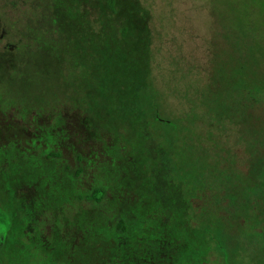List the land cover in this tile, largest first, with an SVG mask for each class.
Instances as JSON below:
<instances>
[{
	"label": "rangeland",
	"instance_id": "rangeland-1",
	"mask_svg": "<svg viewBox=\"0 0 264 264\" xmlns=\"http://www.w3.org/2000/svg\"><path fill=\"white\" fill-rule=\"evenodd\" d=\"M12 1H0V264H198L197 235L220 224L231 264H264V0H116L118 15L106 0ZM120 11L143 24L106 30ZM150 29L153 54L139 39ZM231 207L238 223L220 213ZM119 216L130 233L112 236Z\"/></svg>",
	"mask_w": 264,
	"mask_h": 264
},
{
	"label": "trees",
	"instance_id": "trees-1",
	"mask_svg": "<svg viewBox=\"0 0 264 264\" xmlns=\"http://www.w3.org/2000/svg\"><path fill=\"white\" fill-rule=\"evenodd\" d=\"M1 1V0H0ZM9 2V0H4ZM18 0H15L13 2L12 5H14V3H16ZM24 4L26 5H31L33 1H38V0H22ZM3 6V4L1 5ZM20 5H17V7ZM27 7V6H26ZM106 7L111 10L114 14L118 15V12L120 10V5L116 2V0H106ZM143 5H136L131 11H127L129 14L128 15H134L136 10L138 8H142ZM80 11V16H81V21H82V25L86 28L87 26V18L85 17L84 11L83 10H79ZM4 14L0 11V18H3V25L6 24V20L3 16ZM125 15L122 11H120V23L119 22H111L108 21V26L106 27V30H110L112 28H114L115 26L118 27L119 31H123L125 32L124 28L128 27L131 28L132 30H137L138 29V25H142L143 22L140 20H135L133 18H131V21H125V17L123 16ZM52 16V15H50ZM53 17V16H52ZM107 22L103 21L100 24H105ZM54 26V25H53ZM15 25L11 24V28L5 33V26L3 29L4 35L6 36V34L8 35V32H11L14 29ZM55 28V27H54ZM149 29V28H147ZM20 31V30H19ZM56 32V31H55ZM143 37L139 38L142 42H145L146 47L148 48V51L151 52L153 51V53H156L158 51L159 47L162 46H155V45H150L147 44L145 38L146 37H150L152 35V30H145L143 31ZM154 35V34H153ZM4 36V37H5ZM7 40V48L9 49L10 53H13L15 55V57L17 58V55H27V52H29V50L27 48L24 49H18L17 48V43L19 42V40H17L16 42H11L10 40ZM32 41H36V40H32ZM51 41V40H50ZM118 42H115L113 44L110 45H106L109 49V51L113 52L116 48L115 46H117ZM7 49V50H8ZM92 50H96V52L98 53H102V47H98L97 49L95 47L92 48ZM106 52L104 51L103 54H105ZM151 52V54H153ZM161 59V56L159 57ZM186 66V67H185ZM184 67L188 70V76L189 78H192L193 81L191 82V84H188L190 87V92H189V97H188V101H189V105L187 108V113L191 114L192 111L191 109L194 110L195 105L198 107V102L201 98V94L197 91V83H198V78L196 76L193 75V73L195 72V69L190 65H184ZM136 89L140 90V93L142 96H140V104L145 106L148 112V119L149 120H158V121H162V115L160 113V109L157 108L156 104L158 102V99L155 95H151L147 88L145 87V85H143L141 82H136L133 85ZM156 106V107H155ZM195 110H197L195 108ZM235 111V110H234ZM187 118H191V116L187 115ZM227 133V130H223L222 133ZM230 148V147H229ZM223 150H225V148H222ZM54 153H49V156H54ZM103 195H104V189L101 187H97L95 189H93V191L91 192V194L89 195V199L99 202L103 199ZM220 211V210H219ZM222 215L226 216L227 219L229 221H224L225 223L228 222H233V223H238L239 222V218L238 216L234 213L233 208L231 207L230 209V213L228 214H224L222 212H220ZM138 218L141 219V215H139L138 213ZM116 223L113 227V235H118V236H122L124 234H129L130 233V228H129V221L126 220L125 217L119 216L116 219ZM143 222H145L146 220H142ZM8 219L7 217L0 212V244H4L3 243V238L8 235V232L10 231V225L8 223ZM147 222V221H146ZM148 223V222H147ZM243 222L240 224L241 227L243 228ZM221 226L217 225V230L214 232L213 228L211 226H204V231L202 233V236L199 234L197 236H200L199 239H196V237L193 235V237H195V239L198 241V244L203 243V247H201V253L199 256V260H198V264H201V259L203 261H205V263L207 264L209 261H213L216 264H231L232 263V256L228 255V249L229 246H227L226 243V239L224 237V231L226 229L227 230V225L226 224H220ZM167 226V225H166ZM172 234V233H171ZM228 234V232H227ZM195 240V242H196ZM231 241V240H230ZM128 242V243H127ZM126 245L127 246H131L132 247V253L131 255H134V250H133V243H131L132 241H127ZM194 242V244H195ZM193 244V245H194ZM199 244V245H200ZM246 243L242 240H240L238 242V246H240L241 248L244 247ZM118 254V253H117ZM122 255V254H121ZM239 253L237 255V261L239 260ZM113 258V255L111 253V257L110 259ZM195 258L198 259V257L195 256ZM169 261H172V253L167 254L164 258H162L161 260H156L155 264H164L167 263Z\"/></svg>",
	"mask_w": 264,
	"mask_h": 264
}]
</instances>
